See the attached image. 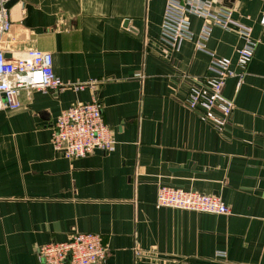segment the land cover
I'll return each instance as SVG.
<instances>
[{
  "label": "crops",
  "instance_id": "obj_1",
  "mask_svg": "<svg viewBox=\"0 0 264 264\" xmlns=\"http://www.w3.org/2000/svg\"><path fill=\"white\" fill-rule=\"evenodd\" d=\"M165 1L9 5L7 55L50 51L55 73L83 87L22 91L20 107L0 110V264H40V246L76 231L102 236L104 264H264V0H214L259 40L243 82L231 77L224 87L235 108L223 132L184 104L176 74H209L212 53L238 71L239 29L215 26L199 49L208 21L191 16L195 38L175 51L161 38ZM95 98L115 150L58 152L59 114ZM160 182L219 195L229 213L157 208Z\"/></svg>",
  "mask_w": 264,
  "mask_h": 264
},
{
  "label": "built area",
  "instance_id": "obj_2",
  "mask_svg": "<svg viewBox=\"0 0 264 264\" xmlns=\"http://www.w3.org/2000/svg\"><path fill=\"white\" fill-rule=\"evenodd\" d=\"M9 1L0 0V44L12 27L7 7ZM191 16L208 21L199 34V49H206L205 42L215 26L227 30L236 27L243 40L242 46L237 49L238 71L233 68L230 57H219L212 53L209 74L193 75L186 69L176 74L178 91L184 104L197 112L202 120L223 132L235 108L234 101L224 94V87L231 77H237L238 85L243 82L259 40L253 38L250 25L233 17L232 9L224 5L214 8V0H166L161 38L175 51L180 50L183 41L195 38ZM260 23L264 26V13ZM10 51L8 56L7 50L0 47V110L20 107L22 91L29 94L33 90L58 93L69 86L83 87L82 84L66 83L55 73L50 51L38 48ZM138 76L144 78L145 74L141 72ZM53 130L54 148L70 158L85 157L96 151L111 152L117 144L98 98L64 109L57 117ZM155 205L157 208L229 213V207L221 196L203 194L167 182L159 183ZM134 253L138 259L142 252L136 246ZM37 255L40 264H104L108 251L100 234L76 231L66 241L53 240L40 246ZM218 255L225 256L226 253L220 251Z\"/></svg>",
  "mask_w": 264,
  "mask_h": 264
},
{
  "label": "water",
  "instance_id": "obj_3",
  "mask_svg": "<svg viewBox=\"0 0 264 264\" xmlns=\"http://www.w3.org/2000/svg\"><path fill=\"white\" fill-rule=\"evenodd\" d=\"M15 0H10L9 2H8V4H7V7H9V5L12 3V2H14ZM188 188V187H187Z\"/></svg>",
  "mask_w": 264,
  "mask_h": 264
}]
</instances>
